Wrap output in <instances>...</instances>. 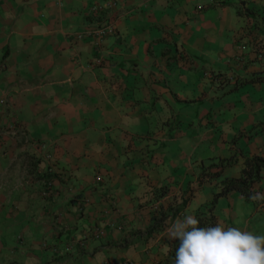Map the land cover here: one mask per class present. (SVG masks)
<instances>
[{
  "label": "crops",
  "instance_id": "obj_1",
  "mask_svg": "<svg viewBox=\"0 0 264 264\" xmlns=\"http://www.w3.org/2000/svg\"><path fill=\"white\" fill-rule=\"evenodd\" d=\"M263 125L264 0H0V264H162ZM262 209L211 214L255 234Z\"/></svg>",
  "mask_w": 264,
  "mask_h": 264
},
{
  "label": "clouds",
  "instance_id": "obj_2",
  "mask_svg": "<svg viewBox=\"0 0 264 264\" xmlns=\"http://www.w3.org/2000/svg\"><path fill=\"white\" fill-rule=\"evenodd\" d=\"M251 199H264L253 193ZM166 238L177 241L174 264H264V235L215 223L200 226L191 214L174 220Z\"/></svg>",
  "mask_w": 264,
  "mask_h": 264
},
{
  "label": "trees",
  "instance_id": "obj_3",
  "mask_svg": "<svg viewBox=\"0 0 264 264\" xmlns=\"http://www.w3.org/2000/svg\"><path fill=\"white\" fill-rule=\"evenodd\" d=\"M264 128V125H263ZM231 165V159H211L204 164H201L200 172L198 175V180L202 182L203 180H209L213 178H221L223 170ZM264 175V157L259 155H252L246 157L243 162V167L240 170L239 176L236 178H227L222 177L220 180V189L218 192L213 194L210 207L206 210V213H199L195 217L200 221V226H207L215 224V217L211 214V208L215 204L216 200L226 195L229 191H237L241 196L249 201H252L253 204L257 207L260 203V200L251 199L250 196L253 193H257L253 189V185L261 182ZM262 201V199H261ZM186 199L183 200L181 207L185 204ZM178 210H174L171 213L170 219L173 218ZM154 221L147 228L145 236L159 231L167 223L168 216L163 215L162 213L155 212ZM177 246V241H174L171 244V248L167 258L162 264H174V253Z\"/></svg>",
  "mask_w": 264,
  "mask_h": 264
},
{
  "label": "rangeland",
  "instance_id": "obj_4",
  "mask_svg": "<svg viewBox=\"0 0 264 264\" xmlns=\"http://www.w3.org/2000/svg\"><path fill=\"white\" fill-rule=\"evenodd\" d=\"M263 178H264V175H263ZM262 178L261 184H255L253 186V189H255L258 193H261V194H264V179ZM259 204H262L264 206V199H262V201L260 200V203ZM261 215H260V219L259 221L257 222L256 224V227L258 228L257 231H256V235H264V209H262V211L259 212Z\"/></svg>",
  "mask_w": 264,
  "mask_h": 264
},
{
  "label": "built area",
  "instance_id": "obj_5",
  "mask_svg": "<svg viewBox=\"0 0 264 264\" xmlns=\"http://www.w3.org/2000/svg\"><path fill=\"white\" fill-rule=\"evenodd\" d=\"M114 26L113 25H104L101 27L96 28L95 30H93L90 35L101 39L104 38V36L108 35V34H112L114 32ZM43 196H47L49 194L48 191L44 190L43 193H41Z\"/></svg>",
  "mask_w": 264,
  "mask_h": 264
}]
</instances>
